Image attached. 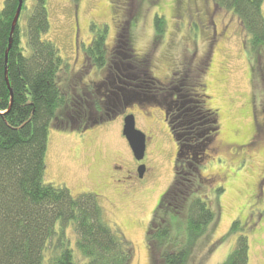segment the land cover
I'll list each match as a JSON object with an SVG mask.
<instances>
[{
    "label": "rangeland",
    "instance_id": "374dc122",
    "mask_svg": "<svg viewBox=\"0 0 264 264\" xmlns=\"http://www.w3.org/2000/svg\"><path fill=\"white\" fill-rule=\"evenodd\" d=\"M4 1L0 0V9ZM48 12L50 30L44 37L56 45L66 63L63 68H68L60 73L62 87L77 98L86 94L92 102L104 89L101 80L108 65L120 61L114 58L112 62L114 56L120 57L114 51L120 32L130 37L134 53L150 56L158 78L190 68L194 79L205 83L208 107L217 111L219 127L207 156L199 152L196 157L199 170L190 175L194 193L189 195L205 198L217 220L196 241L187 264H223L240 235L231 232L236 221L249 236L248 264H264V61L250 53L237 15L212 0H48ZM157 14L166 18L160 40L155 28ZM94 23L108 27L106 64L101 68L91 63L84 50L93 40ZM162 102L159 97L145 108L135 104L92 126L93 118L101 112L81 104V116L75 118L67 107L49 128L45 181L65 186L75 196L96 194L109 224L131 242V264H155L148 239L153 222L168 218L172 237L181 236L186 242L183 233L190 200L178 213L166 212L167 217L158 207L180 162L164 108L156 104ZM131 111L137 127L148 137L143 160L153 174L134 190L124 180L126 172L116 170L121 164L133 167L123 134L125 114ZM72 124L78 127L73 129ZM187 171L195 169L188 167ZM220 187L224 190L218 195ZM67 234L76 256L82 258L74 224Z\"/></svg>",
    "mask_w": 264,
    "mask_h": 264
},
{
    "label": "trees",
    "instance_id": "16d2710c",
    "mask_svg": "<svg viewBox=\"0 0 264 264\" xmlns=\"http://www.w3.org/2000/svg\"><path fill=\"white\" fill-rule=\"evenodd\" d=\"M212 1L237 15L248 37L250 53L259 62L264 61V0ZM19 4L20 0H5L0 9V264H131L133 246L109 224L96 194L75 196L67 187L45 181L49 128L63 109L70 107L69 111L75 113L71 116L79 118L81 104L94 107L104 120L95 117L90 126L110 117L104 114L100 96L91 102L86 94L77 98L62 87L60 73L68 68H63L66 63L56 45L44 37L50 30L48 0H23L15 23ZM165 26V16L157 14L155 28L159 40ZM93 30V40L84 50L91 63L101 68L106 64L108 27L94 23ZM116 44L120 57L115 58L127 68L131 66V72L143 73L140 86L132 91V97L137 99L134 103L144 108L151 105L154 100L146 99L145 94L158 95L156 85L160 83L153 79L150 56L142 58L134 53L130 37L121 32ZM176 73L179 76L176 75L174 86L181 98L173 102L164 90L163 98L160 96L164 102L159 107L169 110V124L179 146L177 166L181 169L188 155L196 161L199 152L204 154L211 149L219 122L217 111L208 107L210 95L205 83L196 81L190 68ZM127 100L123 99L122 104ZM76 127L77 124L71 126ZM190 145L194 148L189 149ZM187 170L178 169L171 190L164 195L165 208H159L167 217L166 212L180 211L190 200L183 233L186 242L181 241V236L172 237L168 218L159 227L153 226L148 239L155 264H187L196 241L217 220V213L205 198L189 195L194 193L193 179ZM223 190L218 188V195ZM70 224H74L80 259L67 234ZM231 232L240 235L223 264H248L249 236L241 232L238 221L233 223Z\"/></svg>",
    "mask_w": 264,
    "mask_h": 264
},
{
    "label": "flooded vegetation",
    "instance_id": "af4514ba",
    "mask_svg": "<svg viewBox=\"0 0 264 264\" xmlns=\"http://www.w3.org/2000/svg\"><path fill=\"white\" fill-rule=\"evenodd\" d=\"M118 36H119V34L117 35L116 43L118 41ZM116 43L114 45L115 46V50H114L115 52H116V48H117ZM114 58H115V56L113 57L112 62H114ZM131 68H132L131 66L127 68V66H125L123 63L121 65L120 61L114 62V65L109 64L108 68L106 69V75L101 80V84L104 86V89L102 90V92L100 91L99 96H100L101 101L104 104V106H103L104 111H105L104 114L106 116L110 117L109 119L116 117V115H119L123 110L128 109L130 107H133L136 104L134 102L137 99L135 96L132 97V91H135L134 89L140 86V82L142 81L141 77L143 76V73H141L140 71L131 72L130 71ZM184 70L185 69L174 70V71H172V74L166 76L165 79L158 78L152 72L153 79H157L156 81L160 83V85H156V88L159 90V93H157L158 95L152 94L151 92L149 95L145 94L146 99L149 98V99L157 102L158 98L163 95L162 91L165 90L166 92H168L169 98H171L170 99L171 101H173V102L179 101V99L181 98V95L178 94L179 90L176 89L177 86H174V83H175L174 81H175L176 75H178L176 72H178V71L183 72ZM125 79H129V80L126 81ZM140 79H141V81H140ZM154 82L155 81L153 80L152 83H154ZM121 84L126 85V86L123 87ZM176 93L178 94L177 97H176V95H177ZM139 98H141V97H139ZM162 98H163V96H162ZM123 99L124 100L128 99L125 104H122ZM156 104H158V103H156ZM175 105H177V103H175ZM158 106H159V104H158ZM163 110H164V114L166 116V119L169 123V110H165V108ZM128 114H134V113L131 111V112H128ZM128 114H125V117ZM96 118H97V116H96ZM100 119L104 120L102 114L100 116ZM100 119H98V120L100 121ZM169 126H170V124H169ZM170 128L172 130V127H170ZM147 140H148V137H147ZM128 144H129V142H128ZM190 146L191 147L189 149L194 148L192 145H190ZM177 147L179 149L178 142H177ZM129 148H130V151L133 155V167L131 169L130 168H124V167H122L123 165L121 164L120 167L118 165L116 170H119L120 171V172L118 171L119 173L126 172V174H124V180H125V182L128 183V184L126 183L127 186L132 187V190H134V189H138V187H140L142 185V183L144 184V182H146L147 179L149 180L150 177L153 176V174H152V171L150 170V168L144 163V160L138 161L135 158L130 145H129ZM207 154H208L207 152H204V154H203L204 157H206ZM194 158L191 155H188L187 158L183 159L184 161L181 164V169L179 166H176L175 179L177 177L176 175L178 173V169L181 170V172H183L184 170H187V168H186L187 166L195 169V171L193 173H191L192 176H195L196 171L199 170V167L195 164V161H193ZM203 163H205L204 158H203ZM142 164H144L146 166V169H145V172L143 175H141L140 171H139V168ZM175 179H174V182H175ZM174 182H173V184H174ZM173 184H171V187H169L167 189V191L164 193V195L168 191L171 190ZM179 185L182 186L181 184H179ZM164 195L160 199L159 206H158V207L162 208V210H164V208H165V206L163 205ZM157 210H158V208H157ZM176 212L178 213L179 211H176ZM160 223H158V222L154 223L153 222V226L159 227Z\"/></svg>",
    "mask_w": 264,
    "mask_h": 264
},
{
    "label": "water",
    "instance_id": "95a60500",
    "mask_svg": "<svg viewBox=\"0 0 264 264\" xmlns=\"http://www.w3.org/2000/svg\"><path fill=\"white\" fill-rule=\"evenodd\" d=\"M23 0H20V4L15 16V23L18 21L21 10H22ZM123 134L129 142V145L133 151L135 158L138 161H142L146 155L147 149V136L146 134L137 127L136 117L134 114H128L124 118ZM146 166L142 164L139 168L140 174L143 175Z\"/></svg>",
    "mask_w": 264,
    "mask_h": 264
}]
</instances>
